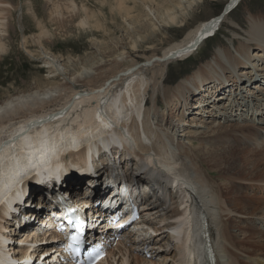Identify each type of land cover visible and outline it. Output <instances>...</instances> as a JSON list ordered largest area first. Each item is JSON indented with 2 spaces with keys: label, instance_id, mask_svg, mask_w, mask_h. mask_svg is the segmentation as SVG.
Instances as JSON below:
<instances>
[{
  "label": "bare ground",
  "instance_id": "bare-ground-1",
  "mask_svg": "<svg viewBox=\"0 0 264 264\" xmlns=\"http://www.w3.org/2000/svg\"><path fill=\"white\" fill-rule=\"evenodd\" d=\"M241 1L228 0L221 12L198 23L178 42L160 53H139L136 61L120 69L118 54L112 53L94 67L68 71L45 46L52 33L31 15L38 30L30 36L42 51L40 55L29 50L23 37L24 52L42 61L48 71L44 79L60 82L40 87L36 77L26 90L0 101V246L14 256L13 264H26L21 253L26 258L36 255L30 252L32 247L55 238L33 230L34 221L49 223L40 214L51 205L46 194H40L37 174L52 171L50 167L58 168L63 161L67 170L79 175L88 160H100V147H110L112 139L120 140L130 155L128 171L136 179L133 192L141 191L142 178L155 187L152 196L141 198L146 228L132 237L135 244L146 243L155 259L117 245L108 249L101 264H203L201 213L209 222L218 264H264V193L242 196L244 187L264 191V126L228 123L233 116L236 120L238 110L250 112V118H264V15L247 13L243 22L231 21L238 28L232 26L230 31L243 37L230 39L233 50L219 45L173 84L166 75L169 63L190 57ZM10 2L0 0V55L9 49L3 27L7 26L5 15L13 8ZM48 2L50 25L72 22L83 9L77 24L97 26L91 23L95 14L84 5L80 10L73 0ZM126 2L113 0L110 5L127 11ZM144 4L147 15L158 22L160 15L153 4ZM169 18L175 20L174 15ZM205 35L209 36L201 40ZM202 117L209 120L201 122ZM15 164L19 166L15 176L10 171L3 174ZM212 171L217 182L209 174ZM103 176L62 182L69 192L65 198L84 209L90 223L107 209L117 208L109 188H104L106 192L102 188ZM117 176L114 171L111 177L117 180ZM111 177L107 174L105 179ZM54 213L61 218V211ZM23 243L29 247L23 248Z\"/></svg>",
  "mask_w": 264,
  "mask_h": 264
},
{
  "label": "rangeland",
  "instance_id": "rangeland-1",
  "mask_svg": "<svg viewBox=\"0 0 264 264\" xmlns=\"http://www.w3.org/2000/svg\"><path fill=\"white\" fill-rule=\"evenodd\" d=\"M9 1H11L10 4L13 8L11 13L5 15L7 21H4L7 22V26L3 27L6 28V31H4L6 34H3V38L6 37L4 40L9 44V49L6 53L0 55V101L8 95L26 90L36 77L37 84L41 85L40 87L60 82L58 79H44L48 75V71L43 68L42 61L30 57L24 52L23 37H27L26 47L29 50L36 54L42 51L30 36L38 30V26H36L38 24L32 19V14L36 16L37 21L44 23L48 27V31L52 33L50 41H45V46L47 50L57 55L58 59H61L68 71L78 68L81 70V67L87 66L94 67L93 65L99 62L103 63L105 59L111 58L110 54L112 53L118 54L116 67L120 69L136 61V56L139 53H146L147 55L160 53L166 46L178 42L198 23L221 12L228 0H127V11H122L116 5H110L113 0H73L79 8L84 5L95 14V17L91 18V23H95L97 26L77 24L79 16H84V11L81 8V12L76 13L72 22L64 20L60 25H50L49 13L46 12V10L49 11L48 8L51 3L48 0ZM144 2L153 4L160 15L158 22L147 15ZM247 13L264 15V0H242L235 9L229 12L228 19L222 22L218 29L215 28L217 29L216 34L211 38H207L190 57L187 56L188 58L185 57L182 60H174L169 63L166 75L170 84L175 83L185 74L191 72L198 66L197 63L201 59L209 58L212 51L219 45L228 46L233 50L230 39H234L235 36L240 39H243V37L241 38L238 34L230 31L233 29L232 26H237L231 21L243 22ZM142 15H145V18ZM172 15L175 16V20L169 18ZM184 15L186 19H183ZM237 28L236 31L242 32L241 29ZM209 35L203 36L201 40ZM201 40L200 42H202ZM158 93L160 94L158 96L162 98L160 88ZM242 111H234L237 116L236 120H233V116L228 123H251L247 120L249 117L244 119L247 114L246 110ZM205 113L208 114L209 112ZM201 119L200 121L204 122L206 118L202 117ZM210 119L212 120L211 117ZM208 120L209 118L205 121ZM262 120L264 121V118ZM194 141L196 140L194 139ZM229 142H226V144L229 145ZM45 157H43V161ZM18 169L19 166L15 164L13 168H9L3 174L10 171L15 176ZM4 170L5 167L2 168V171ZM19 174L22 175V173ZM209 174L213 175L211 177L216 182L218 181L216 173L212 171ZM1 176L0 180L3 178ZM13 181L11 182L13 183ZM248 193L263 195L264 191H253L244 187L242 196L249 195ZM236 231L234 228L233 232L237 233Z\"/></svg>",
  "mask_w": 264,
  "mask_h": 264
},
{
  "label": "snow or ice",
  "instance_id": "snow-or-ice-1",
  "mask_svg": "<svg viewBox=\"0 0 264 264\" xmlns=\"http://www.w3.org/2000/svg\"><path fill=\"white\" fill-rule=\"evenodd\" d=\"M71 239H73V240H76V239H77V237H76V236H73V237H71Z\"/></svg>",
  "mask_w": 264,
  "mask_h": 264
},
{
  "label": "water",
  "instance_id": "water-1",
  "mask_svg": "<svg viewBox=\"0 0 264 264\" xmlns=\"http://www.w3.org/2000/svg\"><path fill=\"white\" fill-rule=\"evenodd\" d=\"M228 9V7L227 8H225L224 10H227Z\"/></svg>",
  "mask_w": 264,
  "mask_h": 264
}]
</instances>
